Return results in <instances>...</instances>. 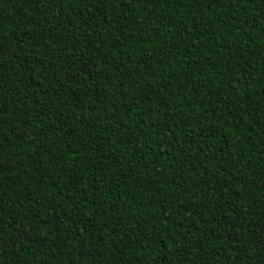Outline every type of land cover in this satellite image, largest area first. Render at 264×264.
Wrapping results in <instances>:
<instances>
[{
    "label": "trees",
    "instance_id": "obj_1",
    "mask_svg": "<svg viewBox=\"0 0 264 264\" xmlns=\"http://www.w3.org/2000/svg\"><path fill=\"white\" fill-rule=\"evenodd\" d=\"M0 264H264V0H0Z\"/></svg>",
    "mask_w": 264,
    "mask_h": 264
}]
</instances>
